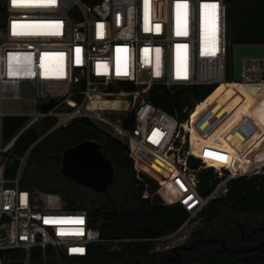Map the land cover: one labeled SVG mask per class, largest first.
<instances>
[{
  "label": "built area",
  "instance_id": "1",
  "mask_svg": "<svg viewBox=\"0 0 264 264\" xmlns=\"http://www.w3.org/2000/svg\"><path fill=\"white\" fill-rule=\"evenodd\" d=\"M258 1L264 6V0ZM226 5L225 0H0V264L88 259L92 245L103 241L89 210L79 204L67 208L55 194H44L39 206V197L21 187L30 148L19 158L15 177L6 174L16 140L47 119L54 120L47 132L90 119L134 154L145 148L174 164L198 205L191 210L181 201L170 202H180L190 218L175 232L145 241L154 242L151 253H165L191 239L196 230L169 242L218 198L213 195L217 187L206 198L198 192L204 160L197 169L188 162L194 156L188 126L197 104L187 119L179 120L155 105L151 95L158 86L264 83V56L245 57L241 80H226L228 47L231 57ZM118 69L127 74L117 75ZM102 97H122L126 104L114 110L91 107ZM7 99L33 100L37 107L30 114H8L2 110ZM52 99L54 105L45 110L42 104ZM7 116L28 121L4 143ZM134 164L140 177L146 164L138 157ZM169 178L165 171L161 197Z\"/></svg>",
  "mask_w": 264,
  "mask_h": 264
},
{
  "label": "trees",
  "instance_id": "2",
  "mask_svg": "<svg viewBox=\"0 0 264 264\" xmlns=\"http://www.w3.org/2000/svg\"><path fill=\"white\" fill-rule=\"evenodd\" d=\"M225 2L231 6V43L264 44L263 4L258 0ZM234 83L228 87L172 88L175 90L158 86L152 92V102L179 120L187 119L197 103L221 92L219 98L210 101L212 109L204 108L192 113L194 120L190 132L194 156H190L188 162L193 169L203 165L200 158L204 160L205 154L211 152L225 157V168L234 172L249 167L250 156H255V151L259 160L264 161V83ZM112 99L115 109L124 108L126 99ZM216 108L220 111L217 112ZM249 109H252L253 116L244 117ZM27 121L26 117H5L2 123L4 143L10 141ZM53 125L54 120L47 119L40 132L30 127L19 136L12 149L17 158L9 162L6 174L15 177L19 158L30 148L20 185L39 197V206L44 203V194H55L67 203V208H75L79 204L89 210L93 226L100 230L103 241L92 245L90 258L65 257L61 264H87L91 261L93 264H129L133 256L137 257L135 264H165V256L160 258L149 251L154 248V242L145 239L171 234L190 218V213L180 202H152L153 195L158 194L164 184L165 170L149 162L148 169L142 170L138 177L134 164L138 155L90 119L78 118L47 132ZM86 140L102 144L113 162L116 177L106 192L84 187L60 171L64 151ZM197 150L203 154L196 153ZM213 170L209 167L200 172L198 192L202 197H208L221 181ZM227 189L226 196L212 199L200 214L204 224L223 212L235 216L241 213L264 214V173L232 178L227 182ZM163 190L164 196L158 194L160 198L169 202L181 201L189 209H195L193 193L186 184L173 180ZM134 209L141 212L136 213ZM201 235L202 228L196 230L191 239ZM127 239L130 241L124 242ZM115 244L121 245V250H112ZM173 264H264V258L238 257L221 247L202 253L187 263Z\"/></svg>",
  "mask_w": 264,
  "mask_h": 264
},
{
  "label": "rangeland",
  "instance_id": "3",
  "mask_svg": "<svg viewBox=\"0 0 264 264\" xmlns=\"http://www.w3.org/2000/svg\"><path fill=\"white\" fill-rule=\"evenodd\" d=\"M264 56V44H232L231 43V67H232V81L234 80H241V72H242V60L245 57H263ZM175 90V89H172ZM218 94V93H217ZM214 94V95H217ZM221 94V92H220ZM219 94V95H220ZM219 95L216 96V99L219 98ZM208 104L209 101H206ZM102 103H104L103 105V109H111L114 110V106H113V99H107L102 101ZM36 103L33 100H25V99H7L3 101L2 104V110L5 113L8 114H30L32 113L35 108H36ZM209 109H212L211 104L210 107H208ZM216 111L219 112V108H216ZM44 127V122L38 124L35 128L37 130V132H40L42 130V128ZM5 144H3L4 146ZM255 151V156L251 155L250 156V161L251 163L249 164V167L245 168L242 167V169H239L238 171H232L230 169H226L224 167H222V175L221 177V182L219 183V185L216 188V191H214L213 195L215 197H222L224 195V188L226 187V182L228 181V179L231 178H238L240 176H244V175H251L255 172H259V173H264V161H260L258 156L256 155ZM138 158L141 159V162H144L145 164H148L149 162H152L154 164H156L153 160H151L150 158H148L145 154L143 153H137ZM209 156V154L205 155L204 157L207 158ZM17 158L16 155H14V153H11L10 156V161H14ZM205 162V161H204ZM223 163V161H221ZM158 165V164H156ZM206 165V169H208L209 167H213V166H209L205 163ZM225 165V164H224ZM144 166V165H143ZM160 166L162 169H164L167 173H170L166 168H164L161 165ZM146 167V166H144ZM143 168V167H142ZM213 172L214 174L219 176L218 168L213 167ZM202 171V170H201ZM187 176H189L187 174ZM180 181V180H179ZM182 182V181H180ZM184 183V182H182ZM185 184V183H184ZM158 194H160L158 192ZM193 199V198H192ZM161 202L162 203H170L169 201L162 199L161 198ZM198 205V200L196 198L193 199V206L196 208V206ZM136 213H140L141 211L138 209H134L133 210ZM225 213H221L220 215H218L216 218L212 219L210 222H208L207 224H204V219L201 217L195 218L193 219L191 222L187 223L185 229L183 230V232H180L178 235L174 236L171 238V241L178 239L181 235L184 237L185 235H189L190 233H192L194 230L200 229L202 228L203 233H209L210 229L215 228L216 225H219L220 223H222V219L225 218ZM220 222V223H219ZM160 242L157 243V245H159ZM121 245L119 244H115L111 249H113L114 251H119L121 250ZM217 247H215L216 249ZM215 249L213 247H210L208 245H203L201 248H199V250L194 253L190 259L187 260V262H189L191 259L197 257L198 255L205 253V252H209V251H215ZM158 257L163 258V256H165V253L163 252H157L156 253ZM240 257H244L246 256L245 254H240ZM257 257H259L260 255H256ZM137 261V257L133 256L130 260H129V264H135ZM185 262V263H187ZM87 264H93V262H89Z\"/></svg>",
  "mask_w": 264,
  "mask_h": 264
},
{
  "label": "flooded vegetation",
  "instance_id": "4",
  "mask_svg": "<svg viewBox=\"0 0 264 264\" xmlns=\"http://www.w3.org/2000/svg\"><path fill=\"white\" fill-rule=\"evenodd\" d=\"M222 223L210 229L209 233H203L199 238L189 239L177 251L165 253V264L175 262L185 263L203 245L224 248V244L237 251L238 257L245 254L246 257L264 258V214H244L238 216L225 213ZM223 240V242L221 241ZM260 255L257 257L256 255ZM245 257V256H244ZM192 260V259H191Z\"/></svg>",
  "mask_w": 264,
  "mask_h": 264
},
{
  "label": "water",
  "instance_id": "5",
  "mask_svg": "<svg viewBox=\"0 0 264 264\" xmlns=\"http://www.w3.org/2000/svg\"><path fill=\"white\" fill-rule=\"evenodd\" d=\"M226 24L228 38L231 24V6L229 4L226 5ZM226 80H232L229 47L227 51ZM54 103L55 101L52 99L49 103H43L42 107L48 110ZM60 171L78 184L98 192H106L116 177L114 165L107 150L104 149L102 144L93 140H86L67 148L62 156ZM152 202L161 203V198L157 193L153 195ZM221 241L223 242V240ZM223 245L224 249L237 252L227 247L224 242ZM178 248H174L173 251H177Z\"/></svg>",
  "mask_w": 264,
  "mask_h": 264
},
{
  "label": "bare ground",
  "instance_id": "6",
  "mask_svg": "<svg viewBox=\"0 0 264 264\" xmlns=\"http://www.w3.org/2000/svg\"><path fill=\"white\" fill-rule=\"evenodd\" d=\"M230 84H232V83H230ZM230 84L222 83L219 85H225L228 87ZM219 94H220V92L217 95H211V96L207 97V99L205 101L197 103V106L194 108L192 113H195L198 110H202L204 108L210 107V104H208L206 101L208 100L210 103V101L212 99L216 98V96H218ZM104 99H106V98L102 97V98L95 99L93 102L90 103L91 107L103 108L104 103H102V101H104ZM108 99H112V98H108ZM192 115L190 118V124L188 126V129H190L191 122L194 120V116H192ZM252 116H253L252 109H249L244 113V117H252ZM212 136H214V134H212ZM138 152L145 154L148 158L153 160L156 164L163 166L164 168H166L170 172V178L168 179L166 186H168L173 180H178V181L180 180L187 185V182L183 178V174L180 172V170L174 164L168 162L164 157H162L161 155L153 154L150 150L145 149V148H140V150ZM196 153L203 154V152H201L200 150H197ZM205 155H207V154H205ZM224 158L225 157L219 156V155L215 154L214 152H211V153H209V156L204 159V161L209 166H213L215 168L221 169L222 167L225 168ZM221 161H223V163ZM145 169H148V164H146V167L142 168V170H145ZM192 198L194 199L195 197L192 195Z\"/></svg>",
  "mask_w": 264,
  "mask_h": 264
},
{
  "label": "snow or ice",
  "instance_id": "7",
  "mask_svg": "<svg viewBox=\"0 0 264 264\" xmlns=\"http://www.w3.org/2000/svg\"><path fill=\"white\" fill-rule=\"evenodd\" d=\"M50 2L51 3H54L55 2V0H50ZM13 3L15 4V3H17V0H13ZM177 7H179V5H177ZM184 7L186 8L187 7V5L185 4L184 5ZM205 7H207V5H205ZM213 7H215V6H213ZM13 34L15 35L16 33L15 32H13ZM120 74H127L126 72H124V73H121L120 71H119V69L117 70V75H120ZM186 78V77H185ZM222 158V157H221ZM46 223L48 222V221H45ZM80 223H82V221H79ZM74 251H82V250H75L74 249Z\"/></svg>",
  "mask_w": 264,
  "mask_h": 264
}]
</instances>
